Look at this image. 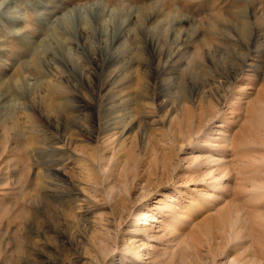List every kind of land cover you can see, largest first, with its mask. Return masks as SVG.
Listing matches in <instances>:
<instances>
[{
    "label": "rangeland",
    "instance_id": "obj_1",
    "mask_svg": "<svg viewBox=\"0 0 264 264\" xmlns=\"http://www.w3.org/2000/svg\"><path fill=\"white\" fill-rule=\"evenodd\" d=\"M0 12V264H264V0Z\"/></svg>",
    "mask_w": 264,
    "mask_h": 264
},
{
    "label": "bare ground",
    "instance_id": "obj_2",
    "mask_svg": "<svg viewBox=\"0 0 264 264\" xmlns=\"http://www.w3.org/2000/svg\"><path fill=\"white\" fill-rule=\"evenodd\" d=\"M2 11V10H1ZM1 13V12H0ZM72 15H73V13H72ZM72 15H68V16H66L65 18H64V20H65V23H69V24H71L72 23V20H73V18H75V15L74 16H72ZM1 17V16H0ZM17 18V17H16ZM6 19V18H5ZM9 21V20H8ZM63 21V20H62ZM63 23V22H62ZM56 27V26H55ZM60 28V27H59ZM62 28V27H61ZM59 32V31H58ZM52 33V32H51ZM54 33V32H53ZM25 39V38H24ZM50 47H52L51 45H50ZM49 51V50H48ZM51 51V50H50ZM53 58V57H52ZM48 63V62H47ZM46 64V63H45ZM122 127V126H121ZM125 133V132H124ZM166 207V211L167 212H169L170 214H169V217L170 218H173V215H174V212H170V206L168 205H166L165 206ZM139 215H138V217L136 218V220H139ZM153 220L152 221H149V223H145L144 224V226H146V231H152L153 229H154V227H155V223L157 222V220H155V218H152ZM172 221V220H171ZM158 223V222H157ZM174 229H173V222H170V226H169V229H168V231L170 232V234L171 233H174V232H172ZM138 231V233H137V236L136 237H138L139 235H141V230L140 229H138L137 230ZM151 233H153V232H151ZM173 236V235H172ZM169 242H171V240H169ZM133 258H134V262L135 263H140V262H142L143 260H144V258H143V253H142V251H138V252H136V253H133Z\"/></svg>",
    "mask_w": 264,
    "mask_h": 264
}]
</instances>
